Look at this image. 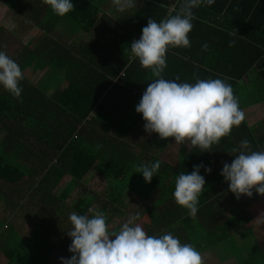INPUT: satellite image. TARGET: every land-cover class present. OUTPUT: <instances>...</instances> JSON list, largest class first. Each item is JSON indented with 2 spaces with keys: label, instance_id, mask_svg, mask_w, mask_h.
I'll return each instance as SVG.
<instances>
[{
  "label": "trees",
  "instance_id": "16d2710c",
  "mask_svg": "<svg viewBox=\"0 0 264 264\" xmlns=\"http://www.w3.org/2000/svg\"><path fill=\"white\" fill-rule=\"evenodd\" d=\"M6 1L19 6L23 0ZM72 2L75 10L64 17L47 6V13L52 16L39 19L38 23L43 31H48L60 20H66L74 36L84 33L94 37L89 43L59 46L55 57L44 58L46 64L54 65L55 74L64 78L67 88L48 96L24 77L19 99L5 89L0 92V135L3 145L13 154V159L2 151L0 154V206L5 201L3 190L15 194V209L21 207L25 186L30 185L28 194H31L37 183L32 193L39 196L31 235L19 233L23 239L18 242L21 237L17 231L8 233L11 242L4 250L7 264H56L52 258L62 250L56 234L61 223L50 220L53 218L46 214L47 208L53 211L82 189L83 197L76 202L73 212L87 214L89 208L93 209L99 198L86 189L85 182L97 163H101L97 174L111 185L100 210L110 225L119 213L125 217L140 213L138 223L149 235L171 232L181 243H190L200 252L209 248L211 240L220 244L241 234L246 227L236 232L231 219L217 225L229 193V184L221 172L223 165L234 159L231 149L245 139L253 151H264V119L260 116L264 112V0H214L211 5L201 3L192 10L195 18L189 34L191 47L168 49L163 76L166 79L179 76L180 82L188 83H195V77L225 80L231 84L245 120L233 127L219 145H213L212 152H201L187 142L178 144L180 168L160 167L151 183L136 168L158 159L146 155L150 150L140 148L134 139L145 132L146 123L142 114L136 112V106L154 78L151 70L143 68L131 54L130 47L141 38L149 18L159 23L175 15L183 0H135L134 7L123 11L114 0ZM235 30L237 35H231ZM39 35L45 38L44 34ZM232 41L235 46L230 47ZM204 44L208 45L206 51ZM18 63H22L20 59ZM254 67L262 71L255 69L250 77ZM27 68L21 67L22 71ZM246 76L251 82L245 85ZM247 114L260 119L249 120ZM30 136L45 148L44 156L37 158L34 168L31 163L35 152L29 147ZM170 142L176 144L174 138L159 137L157 145L163 150ZM47 152L54 153L52 161ZM199 165L205 166L200 174L206 184L193 217L188 209L176 203L173 192L177 176L191 173ZM205 168H211V173ZM239 207H244L243 203L239 202ZM201 220H210L217 228L221 226L220 233L206 234L205 228L200 229Z\"/></svg>",
  "mask_w": 264,
  "mask_h": 264
},
{
  "label": "clouds",
  "instance_id": "9594fccd",
  "mask_svg": "<svg viewBox=\"0 0 264 264\" xmlns=\"http://www.w3.org/2000/svg\"><path fill=\"white\" fill-rule=\"evenodd\" d=\"M43 3L60 17L75 10L72 0H43ZM114 3L120 11L135 6V0H114ZM201 3L211 5L214 0H183L175 15L159 23L149 18L141 38L131 43L130 51L143 68L151 70L154 78L136 106V112L146 122L145 131L165 140L174 138L176 145L187 142L201 152H212L213 145H219L233 127L245 120L231 84L219 78L195 77V83H188L180 82L179 76L175 79L163 76L168 49L191 47L189 34L195 18L192 10ZM231 35H237V30ZM229 46H235V42ZM202 47L208 49L207 44ZM23 79L18 63L0 51V86L19 99ZM230 154L234 159L231 164L225 163L221 172L229 190L238 200L242 196L251 198L253 190L264 197V151H253L245 139ZM202 167L205 166H194L191 173L179 174L173 192L176 203L188 209L193 217L205 190ZM159 169L160 161H156L141 164L136 172L151 183ZM205 171L210 174L211 168ZM69 220L72 227L67 235L72 239L69 246L72 255L61 257L62 264H204L200 251L190 243H181L171 232L149 235L138 223L140 213L130 214L118 230H110L106 214L92 208L87 214L70 213Z\"/></svg>",
  "mask_w": 264,
  "mask_h": 264
},
{
  "label": "crops",
  "instance_id": "0c3cea01",
  "mask_svg": "<svg viewBox=\"0 0 264 264\" xmlns=\"http://www.w3.org/2000/svg\"><path fill=\"white\" fill-rule=\"evenodd\" d=\"M12 3V1L10 3L6 0L0 1V30L2 31L0 36V51H4L7 55V52H9L14 56L13 60L17 63L20 59L22 62L21 64L18 63L20 68L25 66L28 67L23 71V74L25 72L27 73L26 79L28 80L29 75L36 74L38 81H28L34 87H37L45 93L46 89L51 90L53 88L55 81L51 80L52 77L49 74L55 73V69L54 65L48 61V64H46L44 58L47 56L55 57L56 55L54 52L59 46H62L60 42L63 41V39H68L70 44H72L74 36L73 31L68 26L66 20H60L54 27L48 29V31L42 30L40 24H38L39 19L43 21L44 17L49 18L52 16L51 13H47V6L49 5L43 3V0H23L19 6H13ZM18 23H20L21 26L17 30H12L10 34L6 32L8 27H12L13 24ZM39 34H44L45 38L41 39ZM74 37H76V35ZM27 58L30 60H26ZM25 60L27 63H24ZM255 69L257 71H262V69L254 67L250 77H252ZM47 73L48 75L45 77ZM41 74L43 75L42 77ZM250 77H244L243 84L246 85L250 83ZM3 90L4 88L0 86V92ZM55 93L56 92H49V94H45L53 96ZM260 116L261 120H263L264 112H262ZM248 118L249 120H253L258 117L254 116V114H250L248 117L247 114V119ZM2 141V135H0V151H2L6 157L13 158L12 150L8 151ZM38 141L37 138H34L35 146L33 150L35 154L33 155V163H31L32 168L37 164L35 163L37 158L44 156L43 152L45 153L44 146L39 144ZM171 144L172 142L169 144L166 143L165 148L167 145ZM156 152L158 154L160 148ZM178 162L179 159L177 156L176 164L169 165L180 168ZM161 163H170V161L165 160ZM29 186L30 185L25 186L27 191ZM1 193L5 201L2 202L0 206V248H4L5 250L11 242L8 233L11 234L12 230L17 231L13 223H11L13 220V213H15V208L13 207L15 194L13 195V192L11 193L9 190H3ZM224 199L228 202H226L225 210L222 208L221 214L218 215L217 225L223 224L226 219H231V221L235 222L233 230H236V232L239 231L238 229L240 228H246L244 231L240 232L241 234L225 243L216 244V240H211V242H209L211 245L207 246L209 248H207L206 251H201L204 264H264V197L253 190V196L251 198L242 196L238 200L229 190V193L226 194ZM244 199L247 200L250 207ZM239 202L241 204L243 203L244 207L240 208ZM9 216L12 218L10 219ZM201 223L203 228L200 229L204 231L205 228L206 234L220 233L219 229L221 226L217 228L214 222L210 220H201ZM4 250L0 251V264H7L8 262Z\"/></svg>",
  "mask_w": 264,
  "mask_h": 264
},
{
  "label": "rangeland",
  "instance_id": "374dc122",
  "mask_svg": "<svg viewBox=\"0 0 264 264\" xmlns=\"http://www.w3.org/2000/svg\"><path fill=\"white\" fill-rule=\"evenodd\" d=\"M20 26H21L20 23L13 24L12 27H8L6 32L10 34L12 30H17ZM92 41H94L93 36L81 33L79 35H76V37L73 36L72 44H70L69 40L66 38L63 39V41H61L60 43L64 47H70L73 45L89 43ZM7 53L10 58L12 59L14 58V56H12L9 52ZM47 75L48 73L45 74V77H47ZM49 75H51L52 77L51 80L52 81L54 80L55 82L51 90L50 89L45 90L46 94H49V92H53V93L63 92L67 88L64 82V78L60 74L57 75L54 73V74H49ZM42 76L43 75L41 74V77ZM24 77L27 78L26 72L24 73ZM28 80L30 82H35V81H38V77L36 74H31L28 76ZM158 139H159L158 134L156 133L149 134L145 131L139 138L134 139V143L140 146V148L142 146V148L148 149V151L150 150L149 151L150 154L146 151V155H149V157H152V158H157L158 161H160V167L164 165L174 164L177 161L179 145H176L174 143H172L171 145H167L166 148L164 147L163 150H160V152L157 154L156 151L159 150V146L157 145ZM28 140H29V143H31L29 147L33 150L35 146L34 136L33 137L30 136ZM47 153L49 154V158L52 161L55 158L54 153H51V152L50 153L47 152ZM0 154H1V151H0ZM11 159L13 158L11 157ZM165 160H169L170 163H161L162 161H165ZM9 162L14 163V161H11V160H9ZM146 162H149V161L146 160ZM16 164L18 166L21 165L20 163H16ZM100 165L101 163H97L94 166L92 173L89 175L88 179L85 182L86 187H87L86 189L89 190V192H92L93 194H95L99 198V200L94 204V208H93L94 210H101L103 204L107 201L106 196L111 186L110 184H108V182L104 178H102L101 176L97 174V169ZM35 185L31 188V192H30L31 194H28V191L24 193L22 199L20 200L21 207L20 208L17 207V209H15L16 212L13 213V220L11 223H13V225L15 226L18 232H16L15 230H12V231H15L18 234V236L21 237L20 239L17 240L18 242H21V239H23L21 234L27 237L31 235L32 230H33L31 221H32V218H35L37 215L38 201H39V196H34V193H32V191H34L35 189ZM81 197H83V190L79 189V190H76L70 196L67 202L63 204L61 203L60 206H58L57 208H54L53 211L47 208L48 211H46V214L47 213L50 214V217L53 218L50 220L54 221L55 219L56 222L59 221L61 223V226L58 227L60 232L56 231L58 232L56 234H58V241L62 247V250L57 251L54 254V257L52 258V261L56 264H62L61 257L70 258L72 255L70 254V251H69V246L72 243V239L71 237L67 235V231H69L72 227L70 220H69V215L70 213L73 212V207L75 206L76 202L81 199ZM127 217L128 216L125 217L124 214L119 213L117 217L113 218L112 224L110 225V230H113V228H119L120 225H122V223L127 219ZM11 218L12 217H10V219ZM3 250L4 248H0V251H3Z\"/></svg>",
  "mask_w": 264,
  "mask_h": 264
}]
</instances>
